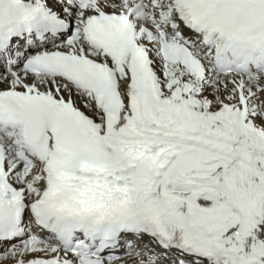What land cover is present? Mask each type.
<instances>
[{
  "label": "snow or ice",
  "instance_id": "obj_1",
  "mask_svg": "<svg viewBox=\"0 0 264 264\" xmlns=\"http://www.w3.org/2000/svg\"><path fill=\"white\" fill-rule=\"evenodd\" d=\"M0 264H264V0H0Z\"/></svg>",
  "mask_w": 264,
  "mask_h": 264
}]
</instances>
